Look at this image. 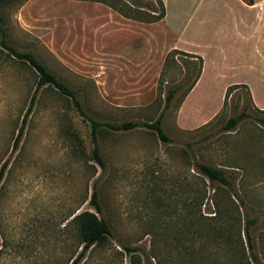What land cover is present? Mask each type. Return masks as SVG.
Masks as SVG:
<instances>
[{"label":"rangeland","instance_id":"obj_1","mask_svg":"<svg viewBox=\"0 0 264 264\" xmlns=\"http://www.w3.org/2000/svg\"><path fill=\"white\" fill-rule=\"evenodd\" d=\"M100 1L18 0L0 7V168L9 160L0 181V264H71L82 249L74 217L96 212L94 190L111 236L80 264H264V112L245 85L231 88L224 105L221 83L202 84L183 121L194 123L223 105L200 125L180 128L176 116L198 61L175 54L166 63L167 54L144 69L121 60L108 36L110 13L118 12L108 4H128L132 10L124 11L136 15L156 1ZM166 1V24L178 32L182 1ZM228 2L221 0V9L234 4ZM2 39L32 53L74 91L88 118L44 86L14 151L38 75L3 48ZM222 72L240 82L253 73ZM244 111L249 116L227 128ZM162 112L168 143L145 126ZM89 119L137 123L130 130L99 129L104 167L94 159ZM197 164L223 169L232 188L210 182Z\"/></svg>","mask_w":264,"mask_h":264},{"label":"crops","instance_id":"obj_2","mask_svg":"<svg viewBox=\"0 0 264 264\" xmlns=\"http://www.w3.org/2000/svg\"><path fill=\"white\" fill-rule=\"evenodd\" d=\"M178 9L182 25L178 32L169 30L166 24L169 18V6L163 0L166 16L156 23H144L129 19L114 11L110 13L113 32V45L118 49L123 61H130L142 68L153 69L158 60H164L172 50H178L196 56L191 58L203 61L200 76L186 96L177 116V125L191 128L208 119L225 100L227 90L231 86H247L257 109L264 110V94L256 92V87L264 90V0H253L249 5L244 0H229L237 3L243 13H237L236 7L229 4L220 6L221 0H181ZM252 70L243 82L230 77V73L238 69ZM222 84L223 103L206 116L194 123L183 120L187 102L196 94L202 84ZM261 89V88H260ZM199 94H206L200 91ZM208 95V94H207Z\"/></svg>","mask_w":264,"mask_h":264},{"label":"trees","instance_id":"obj_3","mask_svg":"<svg viewBox=\"0 0 264 264\" xmlns=\"http://www.w3.org/2000/svg\"><path fill=\"white\" fill-rule=\"evenodd\" d=\"M18 0H0V7L6 5V4H11L14 2H17ZM95 1H99L100 0H95ZM116 1H121V0H116ZM156 2V6L153 5H148L147 7L148 12H143V11H139L136 15L133 14H128L127 12L124 11L123 8H126L127 10H132L131 6L128 4H116V3H109L108 5L116 10L118 13H120L121 15H123L126 18L129 19H133V20H137L140 22H144V23H156L159 22L161 20L164 19V17L166 16V8L164 5L163 0H155ZM247 4L251 5L253 4V0H244ZM121 3V2H120ZM133 5L136 4V2L133 1L132 3ZM0 21H1V16H0ZM0 30L1 27H0ZM1 45L3 48H5L11 55L15 56L17 59L21 60L22 62H25L27 64L30 65V67H32L37 75H38V82L36 85V89L34 91V94L31 98V102L29 105V108L23 118L22 121V125L18 130V134L15 137L14 140V146H13V150L16 151L22 141L23 135H24V130L28 121V117L30 115V113L32 112V109L34 107V104L36 102L37 99V95L39 93V91L41 90L42 87L44 86H51L54 87L60 94L70 98L77 110V112L80 114V116L88 118L86 113L84 112L80 101L77 99V96L75 95L74 91H72L70 88H68L63 82H61L55 74H53L52 72H50L46 66H44L32 53L30 52H18L14 47L8 45L6 43V41L4 39L1 40ZM175 54H182L186 57H190V58H196V56L188 54V53H184L178 50H172L171 52L168 53L165 62L168 63L169 59H171ZM198 60V65H197V75L194 78L192 84L190 85V87L187 90V93L185 96L188 95V93L191 91V89L193 88V86L196 84L200 73H201V69H202V59L200 57H197ZM165 68V67H164ZM235 86H239V85H235ZM235 86H231L228 88L227 90V94L224 100V105L226 104L228 95L230 94V90L231 88L235 87ZM175 91H170L168 96L166 97V106L167 107L170 102L172 101L173 97H174ZM260 112H264V110H260L257 109ZM164 113L162 112L159 117L155 120V121H151L150 123H147L145 126L151 130H153L155 132V134L165 143H168L171 141V138L164 132L163 128H162V119H163V115ZM249 115L244 111L241 115H239L238 117L235 118H231L228 121V125L227 128H233L240 119L248 117ZM91 122V134H92V139L93 142L95 143L94 146V150H93V155H94V159L95 161L101 166L104 167L105 163L102 159V157L99 154V147L97 145V134L99 132V129L103 126L113 129L115 131H123V130H130L133 129L137 126V123L135 122H124L121 124H113V123H101L92 119H89ZM259 122L264 124V119L263 118H259ZM9 165V160L5 161L0 168V181L2 180L4 173L7 169ZM197 167L199 169V171L204 174L210 182H215L218 181L220 183H222L223 185L227 186L228 188H232V183L230 182L229 178L227 177L225 171L223 169H219V168H215L209 165H205V164H197ZM90 204L91 206H93L96 210V212H92V211H83L80 214L76 215L74 217V222L77 224L78 227V235L80 238V241L82 243V249L80 251V253L77 255V257L72 261L71 264H80V262L83 260L84 256L86 255V253L93 247L96 245H103L105 243H107L109 237L111 236V229L109 224L107 223V221L103 218H100L98 216V213L102 212L100 203L98 201V194L96 192V190L93 191L92 193V197L90 200ZM249 228L247 226L246 229V234H247V240H248V244L249 247L252 249L253 245H252V240H251V236H250V232H249Z\"/></svg>","mask_w":264,"mask_h":264}]
</instances>
